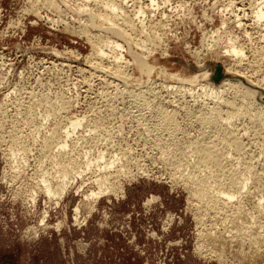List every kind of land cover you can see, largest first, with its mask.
<instances>
[{"label": "rangeland", "instance_id": "rangeland-1", "mask_svg": "<svg viewBox=\"0 0 264 264\" xmlns=\"http://www.w3.org/2000/svg\"><path fill=\"white\" fill-rule=\"evenodd\" d=\"M259 1L157 0V8L145 20L148 27L152 26L148 28L151 34L159 31L156 36L162 38L154 54H145L154 72L147 76L132 64L133 55L127 54L129 48L125 45V58L131 61L127 72L134 78L128 89L123 84L117 86L119 82L110 78L112 75L106 70L93 74L85 64L84 57L92 48L89 41L67 31L65 25L68 22L73 27L80 26L75 7L69 10L60 6L61 17L66 15L64 23H53L54 13L42 9L39 16V11H29L33 0L30 3L0 0V264H264V242L258 247L250 242L256 231L264 238V205H261L264 204V121L252 122L249 116H241L236 121L240 133L245 134L246 154H242L241 160V156L233 153L228 166L240 165L239 170L243 171L252 165L251 180L226 212L209 209L179 179L191 178V166L197 162L192 154L188 157L181 152L187 142L195 140L204 130L191 120L199 107L205 110L204 118L207 115L225 118L227 109L223 101L208 97L202 90H178L179 79L171 81L166 73V76L158 75L164 69L181 79H192L188 83L193 86L187 83V88L205 83L201 76L199 81L193 79L217 57L219 49L212 42L218 36L216 31L222 36L232 35L244 47L245 62L257 67L251 72L257 73L255 79H264V20L258 22L255 17L256 8L263 4ZM137 2H142L143 7L151 6L148 0ZM211 45L213 50L206 52L204 49L212 48ZM135 51L144 54L138 48ZM104 62L107 66L106 59ZM196 62L203 63L197 66ZM186 75L191 78L186 79ZM145 86L150 89L146 91ZM137 92H143L142 96H136ZM224 95L228 96H223L224 101L233 99L231 94ZM212 106L222 112L215 113L209 109ZM160 108L175 115L181 130L178 150L175 148V153L172 151L166 156L162 155L164 148L157 145L159 139L163 142V138L168 139L167 132L157 131L155 127ZM83 117L86 119L82 129L69 142L72 147L76 146L75 156L62 162L74 161L79 156V164L83 166L87 156L97 158L104 153L107 160L119 159L126 164L127 172L114 178L112 191L97 201L87 199L98 191L94 183L99 174L96 168L98 172L91 169L77 179L70 175L65 194L50 198L42 190L43 179L59 175L61 166L50 151L43 150V138L50 129ZM19 148H25L26 154H19ZM179 159L183 163L184 159L188 160L186 167L184 164L179 169ZM229 209L234 211L233 217ZM246 228L251 234H240ZM241 235L247 240L243 242ZM231 237L233 241L228 243ZM239 249L250 260H243Z\"/></svg>", "mask_w": 264, "mask_h": 264}, {"label": "bare ground", "instance_id": "bare-ground-1", "mask_svg": "<svg viewBox=\"0 0 264 264\" xmlns=\"http://www.w3.org/2000/svg\"><path fill=\"white\" fill-rule=\"evenodd\" d=\"M29 1L30 0H28V2ZM137 1L136 0H61L59 3L56 0H33L32 3L29 2L30 4H32L30 9L28 6L27 7H28L29 11L31 9H34L35 11L37 10V12L39 11L38 13L40 15L37 14L39 16H41L40 12L42 11V9L43 10L45 9L47 11L52 12V14L54 13L55 18L52 20V21H54L53 23H57L58 21H60V23H61V22H63V18L66 17V15L64 17H61L62 14L60 11V6L64 5L65 8L69 9V10H71L75 7L74 8V9H76L75 13L77 14V17H79L77 21H79L80 26H78L76 28V27L71 26V23H68V22H66L65 25H66L67 31L70 30V32L73 34H78L79 36H84V37H86L87 41H89L92 48H91L90 54H88L86 57H84L85 58V64L89 65V67L91 69L90 71H92L93 74H96V72L101 71V70H106L107 72H109L112 75V76H110V78L112 77L115 79L114 81L119 82V84L117 82H115L116 85L118 84L117 86H120V84H123V85L127 86V88L129 89L128 85L133 84L134 78L132 79V76H130L127 72L128 70L126 67H128V68L131 67V66H129L131 61L129 62L125 58V55H124L125 45H126V47L128 45V48H129V52L127 50V54L130 53L131 55H133L132 58H133L134 63H132V64H135L140 71H142L147 76H149L152 72H154L153 71L154 67H151L147 63L148 58L147 59L145 58V54H151L152 52H153L152 54H154V52L156 51L158 46L162 43V40H161L162 38L160 39L158 36H156L157 33H159V31L156 33V35L151 34V30H148V28L152 27V26L148 27V25H147L148 23L146 24V22H145L146 17H147L146 15L151 13L152 10L157 8V6H158L156 4L157 0H148L149 2H151V4H150L151 6H146L147 4L146 5L144 4L145 7H143V5L141 4L142 2L140 3ZM260 2L263 4H260L258 7L256 5L257 11L255 10L256 11L255 17L258 20V22H261L264 20V0L259 1V3ZM259 3H257V4H259ZM155 6H156V8H154ZM25 14H27V13H25ZM37 15H36V17H37ZM58 19H60V20H58ZM236 19L239 20V17H236ZM263 23H264V21H263ZM238 24H239V22H238ZM154 25H156V24H154ZM163 25H164V23H163ZM155 27L156 26H154L153 28H155ZM162 28H164V27H162ZM91 29H93L94 31H91ZM155 29H158V28H155ZM154 31L156 32V30H154ZM215 33H217L218 36L215 35V36H217V38L216 39L214 38V41H212V42L215 43L214 46L218 47V49H219L218 51H216L217 57L214 61H212L213 63L208 64L205 67H203V69L199 70L200 73H198V75L194 76V79H193L195 81H197V80L199 81L198 78L201 76V77H203V79L202 78L201 79L204 80L205 83H200V84H198L197 87L191 88L193 85L188 83V82H191L192 79H189V80L181 79L182 77H179L178 75L170 74V73L168 74L164 69H160L159 73L158 72H156V73H158V75H161V76H166L165 75V73H166L167 76L171 77V79H170L171 81H172V78L173 79H176V78L179 79L180 81L176 80V81H179V84H180L179 87L177 86L178 90L179 89L183 90L185 88L187 90L189 89L188 92H190V91L195 92L196 90H197L196 92H199L198 90H202L203 93L206 92L207 94H209L208 97L212 96L218 102L223 101V104L227 109V111L225 112V114H227V116L225 115V118H222L219 115L216 116L219 118L212 117L215 119H212L210 116L208 117V115L206 116V118H204L206 113L204 114L203 111H205V110L203 108H202L203 109L202 110L200 107H199V109L202 110V113L204 116L202 117L201 110L199 111V109H198L197 112H195V113H198L201 116H199L198 114H195L194 116L191 117V120L192 121L194 120L193 122H195V124L198 123L200 125L201 129H204V130H201L199 137H197L195 140H192V141L190 140V142H187L185 140L187 143H190V144L188 145L186 143L187 146L185 147V150L182 149L181 154H183V155L187 154L186 156H188V155L191 156V154H192L191 157L194 156L196 158L197 162H196L195 166L194 165H193V167L191 166V168L193 169L192 170L193 174H192L191 178H179L180 180H182L181 181L182 183L185 182L184 184H186L187 186H189L191 188V191H192L191 193L193 194V197L195 199H198L201 202H204L205 203L204 205H207L209 207V209L212 208L213 210H216L217 212L221 213L223 210H224L223 212H226L225 209L229 208V205L232 203V201L236 200L237 196L238 195L240 196L242 194L243 190H245L247 188L249 181L251 180V176H252L251 166L252 165L245 167V165L243 166L241 164L242 162H240L239 164H241L243 167H245L243 169V171H240L239 170L240 165H237V166L232 165V167H231V165L229 164L230 165V167H229L228 162H229V160L232 159V158L230 159V157L233 156V153H236L237 155H239L238 157L241 156V160H242V154H246V153H244V152H246V148H245L244 143H243V137L245 136V134L242 135L240 133L239 126L237 125L236 121H239L241 116H249V118L251 117L250 120L252 119L251 120L252 122H253V120H254V122L255 121H257V122L262 121V123L264 121V119H263L264 118V79H262V80L255 79V78H258V77H254V75H256L257 73L252 74L251 72H255V69L257 67L254 68V63H251V62L249 63L248 61L245 62L246 57H245L244 47L239 45L237 40L234 39V37L232 35L228 34L226 36L225 35L222 36L219 34V32L215 31ZM163 34L165 35V33H163ZM208 39L209 38H207V40ZM120 41H122V42H120ZM238 41H239V39H238ZM205 45H206V43H205ZM211 46H212V48H210V46H209L208 49L206 48L204 50L211 52L213 50V45H211ZM134 47H136V49L138 48L139 50H141L140 51L141 53L144 52V54H138L135 51L136 49L133 50ZM261 52H262V49H261ZM263 52H264V50H263ZM164 54H165V52H164ZM208 54H209V56L211 55L210 53H208ZM214 54H215V52H214ZM214 54H212V55H214ZM253 54H254V51H253ZM195 55H197V53ZM200 55H201V52H200ZM147 56L150 57V55H147ZM261 58H262V56H261ZM105 59L108 62L107 66L105 65V62H104ZM206 59H207V57H206ZM210 59H212V58H210ZM193 61H194V59H193ZM251 61H252V58H251ZM225 62H228V64H226ZM202 63L203 62H196L197 66H198V64H202ZM213 64H221L224 68V73L226 76L219 84H215L211 80V77H212V75L214 73V69H215L213 67ZM61 65H63V64H61ZM210 66H212L211 67L212 69L208 68ZM131 71H132V69L129 72L131 73ZM257 72L259 73L260 71L258 70ZM81 73H82V71H81ZM158 75H157V77H158ZM262 76H260V78ZM187 78H191V75H190V77H187V75H186V79ZM138 79H140V78L138 77ZM152 79H153V77H152ZM161 81H164V80L161 79ZM195 81H194V84H195ZM140 83H143V82H140ZM145 83H146V81H145ZM187 83L192 85V86H190V88H187L185 86V85H187ZM136 85L137 84H134L135 87H136ZM139 85L141 86V84H139ZM142 85H144V84H142ZM152 86H153V83H151L150 88ZM141 87H142V88H140L141 90L144 89L143 86H141ZM145 87L147 88V89L145 88L146 91H148L150 89L148 86H145ZM161 87H165V86H161ZM166 87H168V86H166ZM174 87H176V86H174ZM136 90H137V88H136ZM168 90H169V88H168ZM127 91H129V90H127ZM186 91H185V93H186ZM153 92H155V91H153ZM160 92H157V94ZM192 92H191V94H192ZM130 93H132V92H130ZM142 93L137 92L136 96L138 94L140 96H142L141 95ZM144 93H145V90H144ZM147 94H148V92H147ZM224 94H229V95L231 94L232 95L231 97H233V99L224 101L223 96H227ZM124 95H125V93H124ZM196 95H197V93H196ZM136 96H134V97H136ZM136 98L138 100V97H136ZM227 98H228V96H227ZM56 100H58V99H56ZM212 100L214 101V99H212ZM63 103H64V101H63ZM212 103L215 104L214 102H212ZM215 106H218V104L216 103ZM215 106L214 107L212 106L213 108L212 107L211 108L207 107V108H209L212 111L215 110V113L220 114L219 112L221 110L219 111V109H217ZM222 107H223V105H222ZM220 109H222V108H220ZM190 113L192 114L194 112L191 111ZM223 113H224V111H223ZM157 114H158L157 119H156L157 124L156 125L154 124V125H155V127L157 126L156 127L157 131L160 130L162 132L163 131L167 132L166 137H168V139L163 138L164 142L162 141V139H159L160 142L157 145L164 148V149H162V155L166 156V155H168V153L172 152L176 148V146L181 142V140H180L181 138L178 137V135L181 133L180 132L181 130H180V127L178 125L179 123H177V119L175 121V118H174L175 115L170 114L166 108L158 109ZM187 114L189 115V118H190L191 114H189L188 112H187ZM207 114H208V112H207ZM214 115H212V116H214ZM221 115H222V113H221ZM85 119H86V117L70 119L68 121V123L66 125H64L63 127L59 128V126L57 125L58 127H54L52 129H50L49 134L46 135L45 138H43V146H42L43 150L50 151V153L53 154L54 157L60 161L58 164H60V166H61V168H60L61 170L58 173L59 175L52 176V177H46L43 179L44 181L42 183L43 184L42 190L50 198L51 197H53V198L62 197L65 194V192L68 188V185L70 183V180L68 179V178H70V175L73 176V179H77V178L83 177L87 171H89L91 169L95 170V168H96L99 172L97 170H95V171H97L99 174L96 176L97 178L94 180V183H95V186H97L98 191L92 192L89 196H87V199L97 201L104 194L110 193V191H112L113 184H114L113 182L115 180L114 178H118V176L121 173H123L127 170L126 164L120 162L119 159L107 160L104 153H100V155L97 158H89V156H87L86 158H84L85 160L82 162L83 166H81L79 164L80 163V161H79L80 159L78 158L79 156L77 158H74V161H67L66 163L62 162L63 159L71 160L73 158V156H75V153H76L75 147L76 146L72 147L69 144V142H70V139H72V137L74 136V134L81 127H83V123H84ZM99 128L100 127L98 126L96 128V130L97 129L99 130ZM207 129L209 131H207ZM88 131L90 132V130H88ZM92 133H94V131ZM96 133H97V131H96ZM185 135H186V132H185ZM190 137H192V136H190ZM93 139H96V137L92 138V140ZM179 140H180V142H179ZM93 147H94V145H93ZM176 149L178 150V148H176ZM186 149H188V150H186ZM15 150L16 149H13L12 151L15 152ZM18 151L20 152V153L18 152L19 154H21V153L26 154V152H27L25 148H19ZM16 152H17V150H16ZM13 154H15V153H13ZM183 155L181 157H184ZM243 157H245V156H243ZM238 160H240V159H238ZM185 161L187 162L188 160L184 159V163H183V160L179 159V162H180L179 164L181 165V166H178L179 169H181L184 166ZM186 165H187V163L185 164L184 167H186ZM190 165H188V166H190ZM19 167L20 166H16L17 169H19ZM70 169H71V173L68 174L67 172ZM240 169H242V168H240ZM123 175H124V173H123ZM123 177H125V176H123ZM214 185H215V187L217 186L218 189H213L212 186L214 187ZM262 201H263V197L260 200V202H262ZM261 205H264V204L262 203ZM207 206H205V207H207ZM259 208H261V206L258 207V209ZM78 209H76L77 213L79 212ZM237 209H238V207H237ZM229 210H231V209H229ZM232 210H234V208ZM238 210H240V208ZM211 211L212 210H210V212ZM236 211H235L236 214H240L239 211L238 212H236ZM243 211H241V212H243ZM262 211H263V209H262ZM233 212L234 211H232L231 217L234 216ZM258 212H259V210H258ZM259 213H261V212H259ZM263 213H264V211H263ZM241 215H242V213H241ZM244 215L247 216V214H245V212H244ZM248 215H249V213H248ZM236 216H238V215H236ZM242 217H244V216H242ZM239 219H241V218H239ZM239 222H241V221H239ZM233 223H236V221H233ZM245 230L246 231L242 230L240 232V234L246 235L245 233H247L249 231H247L248 230L247 228ZM249 233L251 234V231ZM252 234H253V231H252ZM260 234H261V232L256 231L254 233V236L253 235L251 237L248 236V237H250V242L252 243L251 245H253L254 247L261 246L264 242L261 240V238H263V237ZM243 235H241V237H242L241 239L244 242V240L247 237H243ZM233 238L234 237L228 238L227 242L230 243L231 241H233ZM242 241L240 240V242H242ZM238 253L240 254V256L243 257V260H245V261L250 260L248 255L244 252H241L240 249H239Z\"/></svg>", "mask_w": 264, "mask_h": 264}, {"label": "water", "instance_id": "water-1", "mask_svg": "<svg viewBox=\"0 0 264 264\" xmlns=\"http://www.w3.org/2000/svg\"><path fill=\"white\" fill-rule=\"evenodd\" d=\"M214 69V73L211 77V80L215 83V84H219L224 78H225V73H224V68L221 64H213Z\"/></svg>", "mask_w": 264, "mask_h": 264}]
</instances>
